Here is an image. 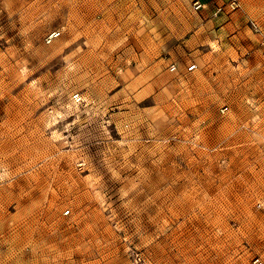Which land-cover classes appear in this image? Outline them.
Returning a JSON list of instances; mask_svg holds the SVG:
<instances>
[{"label": "rangeland", "instance_id": "374dc122", "mask_svg": "<svg viewBox=\"0 0 264 264\" xmlns=\"http://www.w3.org/2000/svg\"><path fill=\"white\" fill-rule=\"evenodd\" d=\"M231 1L0 0V264H264V0Z\"/></svg>", "mask_w": 264, "mask_h": 264}, {"label": "built area", "instance_id": "2783aa9c", "mask_svg": "<svg viewBox=\"0 0 264 264\" xmlns=\"http://www.w3.org/2000/svg\"><path fill=\"white\" fill-rule=\"evenodd\" d=\"M195 7H196V9L199 8L197 5H196ZM230 8H231L232 10H234V9L237 8L236 0H232V1L230 2ZM56 36H57L56 34H51V35L49 36L48 40H47V43H50L51 40H52L53 38H55ZM194 69H195V66H190V67L188 68V71H192V70H194ZM257 264H259V263H257Z\"/></svg>", "mask_w": 264, "mask_h": 264}]
</instances>
